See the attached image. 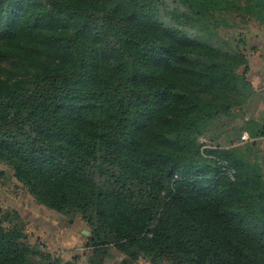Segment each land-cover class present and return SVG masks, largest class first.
I'll list each match as a JSON object with an SVG mask.
<instances>
[{
	"label": "trees",
	"instance_id": "obj_1",
	"mask_svg": "<svg viewBox=\"0 0 264 264\" xmlns=\"http://www.w3.org/2000/svg\"><path fill=\"white\" fill-rule=\"evenodd\" d=\"M236 19L264 0H0V163L81 216L87 264H264V114L203 140L254 92ZM25 226L0 216V264H80Z\"/></svg>",
	"mask_w": 264,
	"mask_h": 264
},
{
	"label": "rangeland",
	"instance_id": "obj_2",
	"mask_svg": "<svg viewBox=\"0 0 264 264\" xmlns=\"http://www.w3.org/2000/svg\"><path fill=\"white\" fill-rule=\"evenodd\" d=\"M239 21L236 19L237 25L235 27L219 29V34L224 39L243 40L245 42L244 52L247 57L253 40H256L260 35L262 36L258 30L261 26L253 20L246 24H241ZM255 68H258L257 65ZM242 69L243 67L239 68L240 71ZM248 73L249 66L246 77L250 81ZM251 81L254 90L253 95L247 98L243 105L233 108L230 115L222 117L209 130L203 138L205 144L209 140L212 143L208 142L207 144L221 147L241 144L237 135L239 128L246 127L245 122L250 119L261 120L264 114V89L259 90L260 83L256 76ZM255 149L262 157L264 142L261 138L255 140ZM5 212H15L25 220L26 230L32 234L31 242L37 243L44 252L58 256L64 261L71 260L76 256L79 258L80 264H87L89 250L86 248V243L90 229L81 219V216H64L38 204L26 188L13 177L12 169L5 163H0V216ZM84 230L87 233H84ZM110 256L108 258L110 262L121 260V256L116 250H112ZM130 264L151 263L141 257L130 262Z\"/></svg>",
	"mask_w": 264,
	"mask_h": 264
},
{
	"label": "crops",
	"instance_id": "obj_3",
	"mask_svg": "<svg viewBox=\"0 0 264 264\" xmlns=\"http://www.w3.org/2000/svg\"><path fill=\"white\" fill-rule=\"evenodd\" d=\"M262 36H258L256 40H253V43L250 46L247 56L249 73L248 77L251 79L256 76L258 82L260 83L259 90L264 89V27L261 26L259 29ZM257 65L258 68H255ZM257 69V70H255Z\"/></svg>",
	"mask_w": 264,
	"mask_h": 264
},
{
	"label": "built area",
	"instance_id": "obj_4",
	"mask_svg": "<svg viewBox=\"0 0 264 264\" xmlns=\"http://www.w3.org/2000/svg\"><path fill=\"white\" fill-rule=\"evenodd\" d=\"M240 139H241V141H247L248 140V134L246 132L241 133Z\"/></svg>",
	"mask_w": 264,
	"mask_h": 264
},
{
	"label": "water",
	"instance_id": "obj_5",
	"mask_svg": "<svg viewBox=\"0 0 264 264\" xmlns=\"http://www.w3.org/2000/svg\"><path fill=\"white\" fill-rule=\"evenodd\" d=\"M237 135H238V138H240V136H241V133L240 132H237ZM84 233H87V231H83Z\"/></svg>",
	"mask_w": 264,
	"mask_h": 264
}]
</instances>
